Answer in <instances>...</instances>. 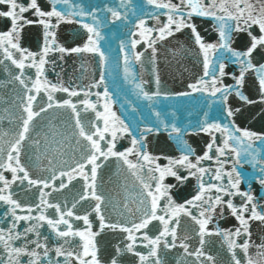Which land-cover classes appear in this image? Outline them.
<instances>
[{
    "label": "snow or ice",
    "instance_id": "1",
    "mask_svg": "<svg viewBox=\"0 0 264 264\" xmlns=\"http://www.w3.org/2000/svg\"><path fill=\"white\" fill-rule=\"evenodd\" d=\"M130 0H120L119 7H125ZM146 4L157 10L149 15L156 21L155 27H147L146 21L138 17L135 28L138 31H132V37L139 36L140 39H131L129 44L121 41L119 51L123 56L124 80L125 83L132 84L135 94L149 102V107L154 98L161 96L160 77L155 75V84L157 90L150 94L145 91L142 83L136 82V73L133 70V63L143 67L145 54L150 50L149 62L153 65V73H156L155 64L157 61L158 49L156 45L160 42L168 41L177 33H183L186 29L190 30V39L199 49L203 56V76L195 83H189L187 87L191 91L177 93L178 96H190L193 93H201L205 96L215 98L212 104H219L221 111L227 120H232L235 111L230 106L229 97L234 93L244 103H253L247 96L240 91L245 81V73L255 72L258 80V92L264 102V63L257 66L253 63V53L257 50H264V0H145ZM51 8L44 10L38 0H30V3L24 4L19 0H0V23L4 26L0 28V70H2L10 79L6 83H18L23 89V98L20 104L22 112L25 114L21 118V128L17 138L7 142V147H0V202L6 205V211L3 219L10 217L11 223L6 228L0 229V264H101L98 257V248L96 237L104 229L119 231L125 233V239L129 241L123 249L117 248V255L127 252L132 256H138L139 264H163L159 257L161 246L163 249L171 250L179 246L183 249L184 254L195 258V264H204L209 261L215 264L211 255H205L203 245L206 243V236H221L226 242L231 255L232 264H264V241L258 245L251 242L250 221H259L264 224V206L258 204L256 198L250 192L240 191L241 178L233 166L229 172H224L225 161L229 154L235 164L242 166L241 157H251L249 161L253 167L261 165V174L257 183L264 189V164L256 160V150L253 148L255 142L264 145V135H258L255 132L241 129L235 123H215L208 122L207 119L200 121L193 133L203 132L211 136V141L206 144L202 156H196L195 162H192L190 156L195 155L194 150L183 140L184 135L193 134L187 130H182L177 125H171L170 137H175L178 144L181 145V155L178 159H169L167 166H161L156 161L159 157H154L147 151L145 141L147 136L153 134L157 129L145 127L139 129V136L131 131L130 125L126 124L123 119L112 111V97L109 95V89L106 86L104 68L108 57L99 46V41L104 39L100 32V26L104 21L97 18L96 10L85 11L78 5L77 10L70 5L69 0H48ZM58 6H63L60 10ZM104 11L111 14L109 23L115 24L117 21H126L127 12L121 13L116 7H105ZM31 12L38 18V23L43 26L44 46L37 55L21 45V32L25 24H31L34 21L28 19L25 14ZM80 17L75 20L74 17ZM166 17V21L160 19ZM201 17L211 19L216 22L214 30L218 39L216 43H205L202 36L197 30L193 18ZM91 19L92 23L84 22ZM235 22L234 24L231 22ZM60 23L79 24L87 33V42L83 47L65 48L56 43V32L53 30ZM253 26L259 30V35H255L251 29ZM247 33L250 38V46L246 51H237L232 47L233 33ZM141 42L145 45L143 52L137 50ZM52 52L61 53H94L99 56L100 77L99 80L90 83L88 90L77 91L74 88L64 87L63 85L50 84L45 77L46 65L54 63L46 59ZM226 61H230L240 67V75L236 79V86H225L221 80L227 75ZM16 70V71H13ZM26 69H35V78L30 76ZM59 75V74H57ZM208 77L209 79H205ZM5 82H0V84ZM103 86L102 92H93L91 89H99ZM67 93L69 99L62 102L55 99L53 93ZM43 93V96H41ZM83 96L79 101L83 105L82 110L70 99L71 97ZM40 100H37V97ZM95 96L93 102L90 97ZM46 97V102L44 101ZM164 99H168L164 95ZM39 103V109L36 105ZM99 106V107H98ZM65 108L70 109L75 118L74 135L79 139L76 140L77 148L81 151L79 160L74 159V164L67 169L55 167L56 155L49 159L45 153V159L49 167L45 169L51 173L50 176L34 178L21 160V154L24 142L30 138L33 122L49 109ZM99 108H103L100 111ZM81 111H91L95 114V120L90 121L89 125L80 118ZM135 111V109H133ZM160 124L164 122L159 120L160 113H153ZM205 117L208 116L206 112ZM103 123V127L100 123ZM167 125L165 128L167 129ZM221 134V142L217 143V138L213 134ZM111 139H108V137ZM131 137V147L124 151L117 150V141ZM55 141V137H53ZM81 141L85 143H81ZM59 144L57 153L60 156L66 155L63 151L64 142L55 141ZM106 148L102 146V143ZM37 147L39 142H35ZM215 151V163L218 167L215 174L212 175L210 169L202 167V162L213 160L210 153ZM129 156H135L133 162ZM110 158H116L126 166L131 176L135 177L142 188L143 197L139 200L140 207L136 212L141 213L137 221H130L126 224L112 223L106 220L103 213L104 197L97 191L98 170L102 168V163ZM224 158V159H221ZM39 159V157H37ZM67 163V161H63ZM146 169V172H145ZM180 169L187 172L186 176L179 174ZM5 173H10L8 179ZM210 175L212 179L221 181L227 176V183L205 184L204 176ZM67 178V183L65 179ZM79 177L83 180V194L79 199L72 203L71 207L65 204L63 207L59 203H53L47 197L51 195L45 189L52 191H61L68 187L73 180ZM167 177H172L178 182H183L191 177L198 180L197 194L184 204H176L169 194L172 186L164 184ZM19 181L20 185L35 187L39 191V202L34 206H23L18 200L13 198L12 187ZM59 181V185L56 182ZM154 182V188H153ZM215 193L213 196L212 193ZM240 196L243 203L237 207L232 199L225 200V197ZM166 198L163 207L159 206L161 198ZM91 199L95 201L92 210L99 220L100 232L92 231V223L89 220V214H77L75 209L77 204ZM197 209L198 215L194 214L191 209ZM225 208L230 215L238 222L235 231L221 229L219 226L214 231L209 230V224L216 220L217 215L224 218ZM258 208L260 210H258ZM47 209H54V215L45 214ZM125 209L131 212V209L125 205ZM21 214H17V211ZM163 213V214H161ZM181 215L191 218L198 225L197 235L200 238L201 247L189 252V246L184 240H181L178 234ZM83 221L86 230L74 229L70 221ZM24 222L26 227L23 231H18V226ZM158 221L159 224H153ZM130 224V226H129ZM44 225L50 230L51 234L58 243L57 246L50 247L48 244L49 237L44 236L41 239L39 229ZM152 225L157 229L158 235L155 238L149 236L145 231L142 237H137L136 233L148 229ZM61 226H66L62 228ZM36 239H32V236ZM169 237L171 238L169 240ZM246 237L242 243H237V238ZM79 238L81 242V251L72 250V241ZM140 239L142 246L148 249L147 255L138 252L136 241ZM187 237H185V240ZM180 241L177 245V241ZM257 249L255 257L250 254V249ZM236 249L243 253V258L239 256ZM38 250H42L38 251ZM54 253V258L49 254ZM203 257V259H201ZM25 258L26 261H25ZM110 264H119V261L113 258Z\"/></svg>",
    "mask_w": 264,
    "mask_h": 264
},
{
    "label": "water",
    "instance_id": "2",
    "mask_svg": "<svg viewBox=\"0 0 264 264\" xmlns=\"http://www.w3.org/2000/svg\"><path fill=\"white\" fill-rule=\"evenodd\" d=\"M19 2L25 5L30 3V0H19ZM44 10H50L51 6L48 0H38ZM178 3V0H173ZM255 2V0H253ZM70 5L73 6L71 10H77L75 8L78 5L85 11L96 10L97 18L104 23L100 26L101 35L104 39L99 41L101 51L108 57L107 63L104 68L106 86L109 89V95L112 97V111H114L118 117L123 119L126 124L130 125L131 131L139 136V129L145 127H152L158 131H154L153 134L147 136L145 144L147 145V151L154 157H159L156 161L161 166H167L169 159H178L181 155V145L177 143L175 137H170L171 125L175 124L182 130H187L189 133H193V129L197 128L200 121L207 119L208 122L215 123H235L236 126L241 129H246L257 133L258 135H264V102L258 92V80L255 72L245 73V81L240 91L243 92L253 103H244L233 93L229 97L230 106L235 111V115L232 120H227L221 106L219 104H212L211 101L215 98L205 96L199 92L193 93L190 96H178L177 93L183 91H191L187 87L189 83H195L201 76H203V56L199 49L192 43L190 39V30H185L183 33H177L174 37L169 38L168 41L160 42L156 45L158 49L157 61L155 64L156 73H153V65L149 62L150 50L145 54L143 58V67L139 64L133 63V70L136 73V82L142 83L145 91L150 94L154 93L157 88L155 84V75L160 77V91L161 96L154 98L149 107V102L139 98L134 90L133 85L125 83L124 80V64L123 56L121 55L119 48L121 41L125 44H129L130 40L140 39L139 36L132 37L130 33L132 31H138L135 28V23L138 22V17L143 18L146 21L147 27H155L156 21L152 19L149 13H155L157 10L147 5L145 0H130L125 7H119L120 0H69ZM116 7L122 14L127 12L126 21H117L115 24L109 23L111 20V14L104 11L105 7ZM60 10H64L63 6H58ZM25 16L34 21L31 24H25L21 32V45L37 55L41 53L44 46V29L43 26L38 23V18L31 12L26 13ZM75 20H80V17H74ZM162 21H166L165 16H161ZM2 20V18H0ZM84 22L92 23V20L86 19ZM198 32L202 36L205 43H216L218 36L214 30L215 21L211 19L195 17L193 18ZM231 23H235L234 21ZM4 25L0 23V28ZM56 32V43L65 48L83 47L87 42V33L80 27L79 24H66L60 23L59 26L53 29ZM255 35H259L257 27L253 26L251 29ZM232 47L237 51H246L250 46V38L247 33H233ZM137 50L143 52L145 45L143 42L138 44ZM49 61L54 63L47 64L45 77L50 84L63 85L64 87L74 88L77 91L88 90V85L94 81L99 80L100 77V62L99 56L94 53H67L63 55L61 59V53L52 52L46 57ZM253 63L259 66L264 63V50H257L253 53ZM13 71H16L13 69ZM227 75L222 78L221 82L225 86L235 87L236 79L240 75V67L236 64L226 61ZM26 72L35 78V69H26ZM59 74V75H57ZM10 79L2 70H0V147H7V142L17 138L18 132L21 128V118L25 115L20 108V104L23 98V89L20 88L18 83H6ZM205 79H209L205 77ZM93 92H102L103 86L99 89H91ZM164 95L169 98L164 99ZM43 96V93H41ZM55 99L63 101L69 99L67 93L55 92L53 93ZM84 97H71L70 99L76 104L78 110L83 109V105L79 103ZM90 99L95 102L96 97L91 96ZM40 100V97H37ZM46 102V97H44ZM39 103L36 105L39 109ZM99 107V106H98ZM135 109V111H133ZM103 111V108H99ZM159 112L160 118L164 123L160 124L157 117L153 113ZM208 116L205 117V113ZM80 118L86 126L90 121L95 120V114L91 111H81ZM100 126L103 127L102 122ZM167 125V129L165 128ZM75 118L70 109L65 108H53L49 109L47 113H43L40 117H37L32 125V131L30 132V138L23 144L21 160L28 167L30 174L34 178L47 177L51 173L45 171L49 167L47 159H45V153L49 159L56 155L54 161L57 169H67L74 164L73 156L75 160H79L81 157V151L73 149L77 148L76 140L79 139L77 135H74ZM217 138V143L221 142V134L219 132L213 133ZM55 141H63V151L66 155L60 156L57 153L59 144ZM108 139H111L109 136ZM131 137H125L118 140L117 150L124 151L128 147H131ZM183 140L187 141L188 145L194 150L195 155L190 156L192 162H195L196 156H202L206 150L205 146L211 141V136L206 135L203 132H197L183 136ZM36 141L39 142L37 147ZM81 143H85L81 141ZM102 143V146L106 148V145ZM253 148L256 150V160L264 164V145L259 142L253 144ZM213 156V160H207L202 162V167L210 169L212 175L215 174V170L218 165L215 161V151L210 153ZM39 157V159H37ZM129 159L133 162L136 161L135 156H129ZM224 159V158H221ZM251 157H241L242 166L235 164L232 158V154H229L224 165V172L232 170L233 166L236 167L237 173L240 175L241 184L240 191L250 192L258 201V204L264 206V189L257 183V179L261 174V165L257 164L253 167L249 161ZM63 161H67L64 163ZM102 168L98 170L97 179V191L104 197L103 213L108 222L126 224L130 221H137L140 218L141 213L136 212L137 207H140L139 200L143 197L141 185L135 177L131 176L126 166L122 165L121 161L116 158H110L107 161H100ZM146 172V169H145ZM179 174L186 176L187 172L184 169H180ZM5 176L10 179L11 174L5 173ZM65 183L67 178L65 177ZM59 181L56 185H59ZM198 180L195 177H191L183 182H178L172 177H167L164 184L172 186L169 194L172 196L174 203L184 204L188 200H191L198 191ZM204 183L218 184L227 183V176L221 181H216L211 178L210 175L204 176ZM154 188V182H153ZM13 198L18 200L23 206H34L39 202V191L35 187L20 185L19 181L12 187ZM46 192H50L51 195L47 197L53 203H59L62 207L67 204L71 207L72 203L76 202L83 194V180L77 177L73 180L68 187L61 191H52L51 189H45ZM214 196L215 193L213 192ZM232 199L233 203L239 207L243 203V198L240 196L225 197V200ZM166 203V198H161L159 206L163 207ZM95 201L89 199L77 204L75 211L77 214L84 215L89 214V220L93 227L92 231L100 232L99 220L97 219L95 212L92 210ZM125 205L131 209V212L125 209ZM187 206V205H186ZM7 206L0 202V229L6 228L11 223L10 217L3 219ZM258 210H260L258 208ZM191 211L198 215L197 209L193 208ZM17 214H21L19 210ZM48 216L54 215V209H47L45 212ZM163 214V213H161ZM180 226L178 228V234L181 240L189 246V252L195 251V249L201 247L200 238L197 235L198 225L189 218L181 215ZM73 223L74 229L86 230V226L83 221H70ZM153 224L158 225V221H153ZM251 242L258 245L261 241H264V224L259 221H250ZM22 221L18 226V231H23V227H26ZM130 226V224H129ZM219 226L222 230L227 229L235 231L238 227V222L232 217L225 208L224 218L221 219L217 215L216 220L209 224V230L214 231ZM62 228L66 226H61ZM43 239L44 236H48L47 241L50 247L57 246L62 241H57L46 225L39 229ZM147 232L150 237L155 238L158 235L157 229L152 225L148 229L142 230L140 233H136L137 237H142L143 232ZM126 234L121 233L118 230L112 231L111 229H104L100 235L96 237V244L98 248V257L101 264H110L113 258L119 261V264H139L138 256H132L127 252H123L117 255L116 249H121L129 243L125 239ZM185 237L187 239L185 240ZM32 239H36L33 235ZM246 237L237 238V243H242ZM171 238L169 237V240ZM206 243L203 245V252L205 255H211L215 264H232L231 255L228 250L226 242L221 236H206ZM141 241L137 239V251L141 254L147 255L148 249L142 246ZM180 241H177L179 245ZM81 242L79 238L72 241V250L81 251ZM41 251L42 250H38ZM237 253L243 258V253L239 249H236ZM257 249L252 247L250 254L255 257ZM54 258V253L49 254ZM159 257L163 264H195V258L187 256L179 246L172 248L171 250L163 249L161 246L159 251ZM27 258H25L26 261ZM61 264H63V258ZM203 259V257L201 258ZM204 264H211L209 261H204Z\"/></svg>",
    "mask_w": 264,
    "mask_h": 264
}]
</instances>
